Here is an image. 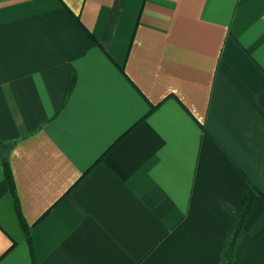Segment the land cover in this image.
<instances>
[{
  "label": "crops",
  "instance_id": "0c3cea01",
  "mask_svg": "<svg viewBox=\"0 0 264 264\" xmlns=\"http://www.w3.org/2000/svg\"><path fill=\"white\" fill-rule=\"evenodd\" d=\"M75 82L70 91V81ZM264 264V0H0V264Z\"/></svg>",
  "mask_w": 264,
  "mask_h": 264
},
{
  "label": "trees",
  "instance_id": "16d2710c",
  "mask_svg": "<svg viewBox=\"0 0 264 264\" xmlns=\"http://www.w3.org/2000/svg\"><path fill=\"white\" fill-rule=\"evenodd\" d=\"M75 82V75L72 76L71 81H70V91L73 88ZM4 165V171L6 175V179L8 181L10 191L13 195L14 198V204H15V209L18 214V218L20 221V224L22 226V229L25 233L26 240L29 244L30 247V254L32 257V262L33 264H38L36 255H35V249L33 245V238L31 234V228L28 222L26 221L22 209H21V204L18 198L17 190H16V183L14 180L13 172L11 169V166L8 162V160L3 161ZM258 193V189L256 188L255 184H253L251 181H247L246 187L244 190V194L242 197V200L240 202V205L237 208L236 211V217L235 221L232 225V228L229 232L228 238L226 239V242L222 246V262L221 264H233L234 260V253H235V245H236V240L239 236V233L242 230V227L244 225V221L253 205L254 199Z\"/></svg>",
  "mask_w": 264,
  "mask_h": 264
}]
</instances>
